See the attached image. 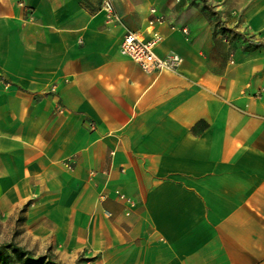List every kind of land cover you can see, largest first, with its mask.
I'll return each instance as SVG.
<instances>
[{"label":"crops","instance_id":"0c3cea01","mask_svg":"<svg viewBox=\"0 0 264 264\" xmlns=\"http://www.w3.org/2000/svg\"><path fill=\"white\" fill-rule=\"evenodd\" d=\"M110 1L0 0L5 240L61 264H264V0ZM126 31L178 71L143 70Z\"/></svg>","mask_w":264,"mask_h":264},{"label":"built area","instance_id":"2783aa9c","mask_svg":"<svg viewBox=\"0 0 264 264\" xmlns=\"http://www.w3.org/2000/svg\"><path fill=\"white\" fill-rule=\"evenodd\" d=\"M103 7L113 14V6L110 0H105ZM151 13L154 15L156 9L152 8ZM160 16L149 21V25H154L156 22H161ZM162 36L154 34L150 40L140 37L138 34L131 31H126L122 40V51L132 61L137 63L143 70L147 72H177L182 58L177 53H172L166 57L159 56L156 51V45L162 41ZM124 199V196H120Z\"/></svg>","mask_w":264,"mask_h":264},{"label":"trees","instance_id":"16d2710c","mask_svg":"<svg viewBox=\"0 0 264 264\" xmlns=\"http://www.w3.org/2000/svg\"><path fill=\"white\" fill-rule=\"evenodd\" d=\"M0 264H61V262L50 248L37 254L11 239L0 242Z\"/></svg>","mask_w":264,"mask_h":264},{"label":"rangeland","instance_id":"374dc122","mask_svg":"<svg viewBox=\"0 0 264 264\" xmlns=\"http://www.w3.org/2000/svg\"><path fill=\"white\" fill-rule=\"evenodd\" d=\"M11 233H12V230L5 227L4 224H1L0 225V242L5 240V239H10ZM16 234H17L16 236H18L16 238L19 239V235L21 234L20 231L18 230V232Z\"/></svg>","mask_w":264,"mask_h":264}]
</instances>
